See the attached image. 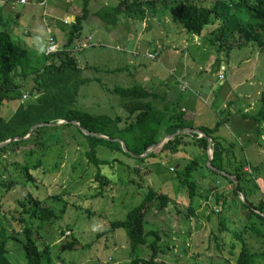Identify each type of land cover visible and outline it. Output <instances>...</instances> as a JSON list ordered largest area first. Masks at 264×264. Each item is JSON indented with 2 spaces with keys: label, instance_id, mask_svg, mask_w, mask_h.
Here are the masks:
<instances>
[{
  "label": "trees",
  "instance_id": "16d2710c",
  "mask_svg": "<svg viewBox=\"0 0 264 264\" xmlns=\"http://www.w3.org/2000/svg\"><path fill=\"white\" fill-rule=\"evenodd\" d=\"M2 1L15 2V0ZM90 1L81 0L79 13L69 23L70 31L62 47L59 46L57 51L50 54H46L45 51L35 53L34 57L37 59L35 64L30 62L31 52L15 42L7 31V21L4 18L3 6L0 4V111L8 101H16V109L8 119L0 116V142L21 138L0 147V152L6 153L8 150L15 149L12 152L13 155L23 153L25 161L20 169L24 175L23 184L27 185L31 182V185L35 186L36 180L31 170L42 168L44 171L43 167L48 161L46 158L51 156L52 143H58L60 152L64 141L60 133L56 136L48 134L45 136V131L74 127L77 135L73 139L84 147V156L96 167L94 179L98 185L99 196L102 195L105 186H109L111 182L114 183L109 176L101 173L99 169L102 166L111 167L114 164H122L128 171L132 169L138 174L140 170L138 167L134 168L138 163L131 164L129 160L139 161L140 164L153 162H155L154 165L157 163L162 165L161 163L164 162L174 164L176 167L170 166L168 171H174L177 180L186 188L189 200L198 198L206 200L208 195L213 194L216 202L220 201L222 207H233V214L239 216L242 222L241 229L233 230L227 240V242L230 241L228 261L231 264H257L258 258L264 260V244L257 240L264 238V188H260L255 182L257 172L264 168H260L255 163H246L241 159L239 157L241 149L238 150L236 147L235 139L229 141L216 134L225 122V118H219L213 127L198 128L210 138V141L196 133H185L183 131L193 128V125L183 117L184 113L181 110L177 111L176 107L171 111L168 107L157 108L153 102L157 97L153 89L138 82L129 87L114 86L110 89V92L123 99L120 107L126 113L125 118L119 115L112 117L102 113L95 114L75 108L80 87L90 80L82 78L83 68L72 56V52L79 51L83 40H86L82 38L81 30L83 23L91 15ZM145 6L146 10L160 9L157 12L161 16L167 14L170 20L180 25L187 34L207 38L208 42L217 47V52L223 51L225 55H228L232 50L246 47L257 48L260 53L264 51V0H213L207 4L195 0H116L114 3L105 2L100 9L94 11L93 15L107 25L114 26L119 21L120 15L132 17L138 13L142 19L147 13ZM51 36L56 40L53 35ZM75 43L79 44L75 45ZM133 53L136 54L135 51ZM32 59L35 60V58ZM29 77H32L34 81L31 89L29 88V93L33 95L23 99V87ZM259 99L262 105L261 111L254 115L243 113L246 119L264 122V87L259 92ZM222 113L223 111H220L219 115L221 116ZM167 115L168 124L164 126ZM59 120L66 122L52 125ZM73 122L78 123L79 127ZM42 123L50 124L39 125L29 132L34 125ZM161 129H163L162 133ZM82 130L106 136L108 139L85 134ZM257 130L259 137L260 127ZM161 135L174 136L160 147L141 156L159 141ZM80 137L83 143L78 141ZM117 139L124 143L127 151L123 150ZM208 147L212 151L211 168L207 166ZM98 148L104 150L103 154L108 155V158L98 157ZM179 157L182 159L177 160ZM60 162L58 160L54 164H48L50 171H54ZM246 164L250 167V172L244 170ZM200 169L205 170L201 175L206 177L208 175L207 178L212 181V185H216L213 192L210 191L212 186L208 185L201 189V193L197 179L192 177L193 173ZM230 176L235 177L236 186ZM219 180L224 181L222 187H219ZM16 184L15 180H11L8 188L11 189ZM65 194V191H62L51 195V198L64 203L58 211L43 199L30 198L32 196L30 193L24 200L16 201L19 208L14 209L11 214H14L13 220L21 223L26 234L23 244L25 264H43V259L50 260L48 243L39 247L33 237L37 234L38 239L40 228L46 224L54 225L62 217L70 204L69 201H63ZM241 195L243 199H240ZM92 196L97 197V194L93 193ZM228 197L231 198L232 205L228 202ZM41 201H44L43 204ZM169 202V194L147 187L140 202L130 208L123 219L112 220L106 229L97 234V237L114 235L118 231L123 232L128 246V259L123 264H168L165 260L158 258L164 255L167 248L160 242L161 235L157 229H147L144 225L148 224L146 215L152 212L154 206L156 210L162 211ZM187 208L194 210L191 207ZM84 209L91 216L92 211L88 208ZM217 213L218 211L215 213L219 217L218 223L222 226L220 231L229 232L224 225L225 221L221 217V212ZM32 217L37 220L35 225L31 221ZM149 237L152 238L149 239ZM13 238L7 233V227L1 225L0 264H15L8 258L9 250L6 248L8 241ZM68 239V242L56 251L57 253L62 254L64 251L81 249L89 245V243H79L73 234L69 235ZM139 245L148 246L150 249L148 258L133 255ZM222 246H224L223 239ZM55 262L64 264L65 260L57 256Z\"/></svg>",
  "mask_w": 264,
  "mask_h": 264
},
{
  "label": "rangeland",
  "instance_id": "374dc122",
  "mask_svg": "<svg viewBox=\"0 0 264 264\" xmlns=\"http://www.w3.org/2000/svg\"><path fill=\"white\" fill-rule=\"evenodd\" d=\"M115 1H90L91 15L83 23L81 36L82 38L86 37L88 35L87 32H89L88 28L96 25L94 36L102 37L104 40H100L99 44H94L95 40L93 37V40L89 41L90 45L83 46V49L79 52H72V56L76 58L81 68L85 67L86 62L95 66L93 69H82V78L91 80L86 81L80 87L77 101L74 105L75 108L90 113H102L112 117L119 115L125 118L126 113L120 107L123 99L110 92L111 86H132L139 82L137 79L141 73H143L141 75L143 82L140 80L142 84L154 88L156 92L166 88L169 95L172 97L176 95L180 100L182 94L180 88L185 81L180 80L177 76L181 75L179 70L183 66L189 71L192 70L184 78L189 82H198L200 87L196 88L200 89L197 91L200 96L210 92V88H207L208 83H212L218 77L220 80L224 78L221 83H224V86H229L233 92V99L244 95L245 92L252 98L258 97L259 92L264 87V51L260 53L257 48L246 47L232 50L228 55H225L223 51L217 52V47L208 42L207 38L187 34L180 25L173 23L167 14L161 16L157 12L160 9L156 11H153V9L146 10V6L144 8L147 13L142 19L138 13L132 17L124 16L114 27L107 25L103 20L93 15L94 11L100 9L105 2L114 3ZM195 1H202L207 4L213 0ZM1 2L4 18L7 21V31L10 33L11 28L14 27L12 28L14 30L12 34L15 37L10 33L11 37L15 42L20 43L21 46H26L31 52L30 62L35 64L37 59L34 54L38 53L37 48L42 45L43 39L47 36V27H50L49 30L51 32L56 34L61 32L62 35L67 37L70 31V24L63 23V15L67 13L69 8L79 13L81 0H47L44 8L35 4L19 5L12 1ZM128 17L130 18L129 21L127 20ZM129 34L134 36L133 39H127ZM36 37H39L38 41ZM197 43L199 46L196 48L194 45ZM58 44V47H62L60 43ZM156 44L160 45H158L159 49L162 46H171L175 51L174 56H179L182 53L183 57L180 62L177 63V59L174 61H171V58L167 59L166 54L168 52H166V48L159 56L158 53L160 51L157 49ZM187 46L189 47L188 53L186 52ZM132 47L134 49H130ZM154 48L158 52V56L155 59H150L147 56V49L154 50ZM132 51H135L136 54L131 53ZM178 56L176 57L178 58ZM128 57L132 61L126 62L125 59ZM32 58H35V60ZM109 58L113 60H109ZM172 63H175L176 66H172ZM122 64L125 68L119 70ZM221 64L224 68H220V73H218ZM114 65L117 70H114ZM170 68H174L176 73L172 75ZM150 69H153V72H150ZM107 70L110 71L107 72ZM193 70L197 73L200 72L198 77L192 78L191 73L193 74ZM33 83L32 77H29L25 82L22 94H27L28 97L33 95L29 93V88L31 89ZM203 84L206 85L203 86ZM221 88L217 87L215 89L216 101L214 104L209 101L208 112L210 114L224 96ZM233 104L236 106L239 102L236 104L233 101ZM203 105L206 106L205 103ZM15 106V100L8 101L2 106L0 116L8 119L15 111ZM260 106L261 102L259 99L255 104V108L261 111ZM201 123L212 125L213 117L209 118L208 116ZM75 131L74 127L63 128L62 130L47 129L45 131V136L47 134L56 136L60 133L64 141L60 152L58 143H52L50 148L51 156L46 158L48 161L43 167L44 171H42V168L35 171L31 170L36 180L35 186L31 185V182L27 185L23 184L25 181L24 175L20 171L25 161L23 153L13 155L12 152L15 149L13 151L8 150L6 153L0 152V226L4 225L7 227V233L14 237L8 241L6 246L9 250L7 256L11 262L15 264H25L26 262L23 248L26 239L24 227L19 221L13 220L14 214H11L14 209L19 208L16 201L24 200L25 196L30 193L32 195L30 198L43 199L53 209L58 211L64 203L51 198V195L65 191L66 194L63 201H69L70 204L62 214V217L54 225L46 224L40 228V237L38 239L37 234V236L34 235L33 237L37 241V246L42 247L46 245V242L49 245V256L51 258L50 260L43 259V264H56L57 256L65 260L64 264H123L128 259V246L123 232L118 231L114 235L107 234L105 237H97V234L106 229L112 220L123 219L127 211L140 202L147 187H150L167 193L169 196L172 194V197L175 198L170 199V203L164 210L158 211L156 206H154L152 212L150 211L146 215L149 222L144 225L145 228L157 229L161 235L160 242L167 247L164 255H158L159 260L163 259L168 264H231L228 261L230 250L228 245H230V241L227 242V240L233 230L241 229L242 226L239 216L233 214V207H222L221 202H216L212 194L209 196L212 198V203L207 208L203 207L202 217L191 214L185 206L184 195L181 193L173 195L177 192L172 187L175 181L173 180L175 174L174 171H168V168L170 166L175 168V165H169L166 162L164 163L167 167H164V165L159 163L156 165L150 163L140 164L139 161L129 160L131 164L138 163L134 166V168L138 167L140 170L138 174L134 173L132 169L128 171L122 164L100 167L101 173L109 176L114 183L111 182L109 186H105L102 195L99 196L98 185L94 179L96 167L87 161L84 156V147L77 144L76 139H73L77 135ZM184 131H187V129ZM229 132V138L232 140L236 138L231 136L232 134ZM162 136L159 138H165ZM249 137H252V135L249 134ZM246 138L244 137V139ZM244 139L241 137L239 142L235 139L237 146H239H236L238 150ZM258 139L262 142L260 147L255 149L248 145L239 151V157L246 163L250 160L251 164L255 163L260 168H264V157L260 158L261 156L259 155V153H264V133ZM78 141L83 143L81 137L78 138ZM103 151L102 149H97L98 157L108 158V155H104ZM58 160L61 161L59 166L54 171H50L48 164H54ZM244 170L247 172L251 171L248 164L245 165ZM204 171L200 169L198 172L193 173L192 177L201 180V173H204ZM11 180H15L17 184L10 189L8 187ZM255 182L257 186L264 188L263 169L257 172ZM200 183L206 187L207 183L211 185L212 181L210 179L207 181L206 179ZM228 186L230 187L229 184ZM181 188L183 190L186 189L182 184ZM210 191L213 192V187ZM93 193L97 194V197H93ZM239 197L241 199V196ZM227 200L230 204L232 203L230 197ZM44 201H41V203L43 204ZM173 204L178 206L174 207ZM84 208L92 211L91 216ZM217 211L218 213L221 212V217L225 221L224 225L229 232L220 231L222 226L218 223L219 217L215 214ZM14 213L16 212L14 211ZM26 216L29 217L28 215ZM28 220L30 221L29 218ZM31 221H33L34 225L37 223L36 218L32 217ZM71 234L75 235L79 243H89V245L81 249L64 251L62 254L57 253L56 251L68 242V237ZM222 239L224 246H222ZM253 240L255 239L253 238ZM257 240L264 244V238ZM149 254L150 249L147 245H139L133 255L148 258ZM258 259L260 262L258 261L257 264H264V260Z\"/></svg>",
  "mask_w": 264,
  "mask_h": 264
},
{
  "label": "crops",
  "instance_id": "0c3cea01",
  "mask_svg": "<svg viewBox=\"0 0 264 264\" xmlns=\"http://www.w3.org/2000/svg\"><path fill=\"white\" fill-rule=\"evenodd\" d=\"M1 1L2 0H0V2ZM3 2L4 1H2L1 3H3ZM31 4H33V3H29L28 5H31ZM77 14H78V11H72V9L69 8L67 10V13H65L63 15V23L64 22L70 23L71 22V19L74 20V17ZM15 18L17 19V17H15ZM123 18H124V15L119 16V21L118 22H120V20H122ZM127 20L129 21L130 18L128 17ZM12 28H14V27H12ZM12 28L10 30V33L11 34H12V32H14V30ZM49 29H50V27L49 28L47 27V36L48 35H53L55 37V39H56L57 44L60 43V45H62L65 42V40H66V36L62 35L61 32H58L57 34L56 33H53ZM95 29H96V25H95V27L88 28V30H89V32H87L88 35L86 37H83V39L86 38L87 41L86 40H83L84 42H82V44H81L82 46H81V48H80L79 51H81L83 49V46L90 45L91 43L89 41L90 40H93V37H94V40H95L94 41V44H99L100 43V40L101 41L104 40L102 37L99 38L98 36H96V37L94 36L93 33H94V30ZM12 36L15 37L13 34H12ZM47 36L43 39L42 45L44 47H45V41H46ZM133 37H134L133 35L131 36L129 34L127 36V39H130L131 40V39H133ZM132 42H134V41H132ZM76 44H79V43H75V45ZM129 44H130V42H129ZM134 44H136V43L134 42ZM158 45L159 44H156V47L160 51V53H158L155 50V48H154V50L147 49V52L148 53L149 52L150 53L157 52L159 54V56H160L163 53V50L166 48L167 49L166 52H168L167 54L165 52L166 58L167 59L171 58L172 59L171 61H174V60L177 59V61H178L177 63L180 62L181 58L183 57L182 53H180L179 56L176 55V56H178V58H177L176 56H174L175 51L171 48V46L170 47H168V46L163 47L162 46L161 49H159V46L160 45L159 46ZM194 46L197 48L199 46V44L197 43ZM24 47H26V46H24ZM130 49H134V47H132ZM171 50H173V51H171ZM188 51H189V47L187 46L186 47V52L188 53ZM172 52H174V53H172ZM131 53H133V51ZM133 55H135V54H133ZM114 59H116V58H114ZM109 60H113V59L109 58ZM125 61L128 62V61H132V60H131V58L128 57V58L125 59ZM174 65L176 66L175 63H172V66H174ZM222 67L224 68V66L221 64L219 66L218 73H220V68H222ZM87 68L93 69V68H95V66L94 65H90L89 63L86 62L85 67L83 69L86 70ZM113 68H114V70H117V68L115 67V65L113 66ZM124 68H125V66L122 64V67L119 70H122ZM109 71L110 70H107V72H109ZM149 71L150 72H153V69H150ZM191 71L192 70L189 71L185 66L181 67V69L179 70V73H181V75H178L177 77L180 80L185 81L184 83H187L188 84V87H187L188 89H187V91H182L181 99L180 100H179L178 97H176V95H175V97L174 96L172 97L171 95H169V93L167 92L168 89H166V88L165 89H161V90H157L159 92L158 93V92H156V90L154 88L147 87V86H145V84H142L143 81L141 80V75L143 73H141V75L138 76V79L137 80H139L138 83L144 85L145 87L150 88V89H153V91L157 95V97L153 100V102L157 106V108L162 109L164 107L165 108L168 107L170 109V111H171V109H174L176 107V110L177 111H180L181 110L184 113V116L183 117L186 118L187 121L190 122L193 125V129H198L199 127H202V126L203 127H213L214 124L216 123V121L219 118L223 117V118H225V122H223V125L220 127L219 131L216 133L218 136L224 137V138H226L227 140L230 141V140H232L231 138H229V134H228V132L230 131L231 134H232L231 136L236 137V138H233V139H237L238 142H239V139L241 137L243 139H244V137H247L240 144L241 150L244 149L248 145L249 146H252L255 149H257L258 147H260V143H262V142L258 139L259 137L256 136L257 134H259V131L257 130V128L260 127V129H261V132L260 133L262 135L264 133V128H263L264 122H256V121H253V120H249V119H246L243 116V113L248 114V115H254V114H257L258 112H260V110H258V109L255 108V104L259 101V95H258V93H257V95H258L257 98H252V97L249 96V94L247 92H245L244 95H240L239 97H236L238 99H236V98L233 99L232 98L233 97L232 96V94H233L232 90H230V88H229L228 85L227 86H224V83H221V81L224 78L222 80H220L217 77L216 80H214L212 83L211 82L208 83V85H207V88H210L209 89L210 92L209 93H204V96H200V95H198V92H197L200 89L196 88V87H200L199 84H198V82H196V83L193 82V81L192 82H189L188 80H186L184 78ZM170 72L172 73V75L176 73V71H175L174 68H170ZM199 74H200V72L197 73L194 70H193V74L191 73L192 78L198 77ZM140 80L142 82H140ZM204 85H206V84H203V86ZM191 87H193V89H191ZM217 87H219V88L222 87L221 90H222L224 96L222 97L221 102L216 105V108L214 110L211 109L212 111H211V114H210L208 112V107H209L208 104H209V101L213 102V104L216 101V96L214 95V92H215V89ZM111 88H112V86H111ZM256 99H258V100H256ZM233 101L236 104H237V102H239V104L235 106L233 104ZM204 103L206 104V106L203 105ZM236 107H238V108H236ZM260 107H258V108H260ZM220 111H223V113H222L221 116L219 115ZM168 115L166 116L167 121L165 120V122L163 123L164 126H166L168 124ZM208 116H209V118L213 117V123H212V125H207V124L201 123V121H203V119L206 118V117H208ZM245 124H247V125H245ZM248 124H249V126H248ZM162 132H163V129H161V133ZM249 134H251L252 137H249ZM161 139H163V138H161ZM237 147H239V146H237ZM259 155L261 156L260 158L264 157V153H259ZM180 158L181 157L177 158V160L180 159ZM248 161L250 162V160H248ZM151 164H155V162H153ZM161 164L164 165V167H167L165 165V163L164 164L161 163ZM169 165H171V164H169ZM175 167H176V165H175ZM199 177H200V175H199ZM207 177H209V176L207 175ZM207 177L205 175H201V177H200L201 180L199 178H196L197 179V183L200 186V191H201V189L203 190L205 188V186L202 183H200V182L202 180H206V179L208 181L209 178H207ZM173 180H175V181L173 182L172 187H173V189L175 191H177L173 195H175L177 193H181L182 195H184V200H185V204H186L185 206H186V208L187 207H191V209H194L192 211V210H189L187 208L188 209L187 211H189L191 214H194V215H196L198 217H202L203 216V213H202L203 207L207 208L212 203L211 202V199L212 198L209 197L210 195L207 196V199L206 200H204L203 198H198V199H193L191 201V200H189L188 195H186V190H183L181 188V184L176 179L175 176H174V179ZM219 184H220L219 187H222L224 185V181L219 180ZM207 186H208V183H207ZM211 186L213 187V190H214V187H216V185L213 186L212 184H211ZM201 193H202V191H201ZM169 197H170V199L173 198L172 197V194ZM173 199H175V198H173ZM173 205H174V207L178 206V205H175V204H173ZM202 230H204V229H202Z\"/></svg>",
  "mask_w": 264,
  "mask_h": 264
},
{
  "label": "water",
  "instance_id": "95a60500",
  "mask_svg": "<svg viewBox=\"0 0 264 264\" xmlns=\"http://www.w3.org/2000/svg\"><path fill=\"white\" fill-rule=\"evenodd\" d=\"M65 122H66V121H64V120H59V121H57L56 123H54V124H52V125H59V124H63V123H65ZM46 124H50V123L36 124V125H34V126L29 130V132H31L32 129H34L35 127H37V126H39V125H46ZM73 124H74L75 126L79 127L78 123L73 122ZM82 132L85 133V134H88V135H93V136H97V137H101V138L108 139V137H106V136H103V135H96V134L91 133V132L86 131V130H82ZM183 132H185V133H188V132L196 133V134H198L199 136H204V137H206V139H207L208 141H210V138H209L208 136L204 135V134H203L202 132H200L198 129H193V128H191V129H188L187 131H183ZM176 133H178V131H177ZM172 136H174V135H168V136H166L165 138L160 139L158 142H156L154 145H152L150 148H148V149L145 151V153L142 154L141 156H144V155H146L148 152H150V151H152V150H154V149L160 147L162 144H164V143H165L168 139H170ZM24 138H25V137H24ZM16 139H21V138H20V137H17V138H14V139H8V140H6V141L0 142V147H2L3 145L9 143L10 141H13V140H16ZM117 141L120 142V144H121L123 150H124V151H127V150H126V147H125V145H124V143H123L120 139H117ZM211 154H212V151H211V149L208 147L207 166H209L210 168H211V165H210ZM230 178L233 180V182H235V186H236V179H235V177L230 176ZM241 197H242V195H241ZM241 199H243V197H242Z\"/></svg>",
  "mask_w": 264,
  "mask_h": 264
},
{
  "label": "built area",
  "instance_id": "2783aa9c",
  "mask_svg": "<svg viewBox=\"0 0 264 264\" xmlns=\"http://www.w3.org/2000/svg\"><path fill=\"white\" fill-rule=\"evenodd\" d=\"M15 2L18 3L19 5H28L29 3H33L38 7L44 8L46 6L47 0H15ZM57 49H58V44L56 40H54L51 35H48L46 39L45 53L50 54L57 51ZM147 56L151 59H154L157 56V52L148 53ZM186 89H187V83L182 84L181 90L185 91ZM27 97H28L27 94L23 95V98H27Z\"/></svg>",
  "mask_w": 264,
  "mask_h": 264
},
{
  "label": "clouds",
  "instance_id": "9594fccd",
  "mask_svg": "<svg viewBox=\"0 0 264 264\" xmlns=\"http://www.w3.org/2000/svg\"><path fill=\"white\" fill-rule=\"evenodd\" d=\"M36 40L38 41L39 40V37H36ZM37 51L38 53H42L45 51V48L43 45H40L38 48H37Z\"/></svg>",
  "mask_w": 264,
  "mask_h": 264
}]
</instances>
